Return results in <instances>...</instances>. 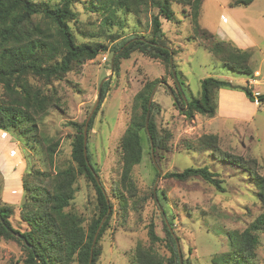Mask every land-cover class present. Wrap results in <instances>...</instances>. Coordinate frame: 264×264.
Segmentation results:
<instances>
[{
  "label": "rangeland",
  "instance_id": "1",
  "mask_svg": "<svg viewBox=\"0 0 264 264\" xmlns=\"http://www.w3.org/2000/svg\"><path fill=\"white\" fill-rule=\"evenodd\" d=\"M86 1L77 0L74 4L79 12V21L73 25V29L77 28L76 39L79 42H99L107 49L75 66L64 79L52 80L51 84L30 78L53 97L54 103L37 119L42 147L37 142L27 145L12 132L0 129L6 134L0 137V153L9 162L4 172L0 169L9 197L5 201L15 203L14 200L19 197L16 190L21 186V168H13V163L16 165L19 157H24L27 162L22 177L30 182L32 179L28 172L33 169L54 174L74 164L71 152L76 129L69 121L82 123L87 119L97 101L99 84L107 77L103 82L108 81L105 95L103 98L99 96L89 119H92V123L86 142L89 160L98 169L112 210V214L109 212L108 226L98 242L101 255L96 264H131L136 243L150 244L147 225L151 221L155 223L154 230L160 237L155 247L165 258L171 256V251L164 222L177 238L176 250L180 252L182 264H264V228L258 231L259 244L253 258L247 261L232 256L229 261L221 258L222 254L228 252L226 232L243 230L262 211L251 178L241 166L223 160V153L255 159V167L261 172L264 160V103L249 100L239 88H222L216 94L217 108L213 117L195 114L192 118H186L182 114L186 108L174 104L167 89L170 88L176 97L170 63L168 68L160 59L145 56L137 50L131 52L128 58H119L117 70H113L114 67L111 69V59L117 55L112 51L113 47L132 35H146L150 29L151 15L157 10L151 8L139 16L118 13L119 23L116 19L112 25L104 28L101 24L103 14L91 11ZM177 1L170 3L175 20L169 22L161 18V27L184 95L188 98L199 96L201 80L206 77L248 86L252 93L264 94V0H252L248 5L236 3V0H199L197 22L199 28L209 36L193 29L192 7ZM82 30L86 34H82ZM218 40L250 51L251 76L234 72L214 58L208 46L211 47ZM147 80H157L153 96L157 104L153 119L163 138L166 133V147L157 150L152 143L151 153V143H145L142 160L132 170L135 194L140 203L134 204L129 193L125 192L128 206L124 210L112 190L120 172L118 146L132 112L134 96ZM2 90L0 85V93ZM227 91L236 92L239 96ZM224 96L226 101L232 97L234 106L230 110L225 104H222L224 107L220 105ZM220 107L228 114L223 113ZM205 134L217 135L218 150L211 151L199 144L198 139ZM48 144L55 146L51 160L46 149ZM12 149L16 155L13 153L11 155L14 156H9ZM189 166H206L217 173L225 191L218 192L214 186L199 178L180 181L166 176L168 172L182 171ZM74 186L75 197L67 210L80 213L86 226L97 211L95 190L79 173ZM157 192L165 193L162 195L164 198L159 195V202L155 197ZM22 202L21 195L10 217L12 226L20 231L28 229L21 219ZM159 203L165 208L168 205L166 215L162 213ZM169 218L173 220L171 225ZM25 256V249L20 243L0 237V264H24Z\"/></svg>",
  "mask_w": 264,
  "mask_h": 264
},
{
  "label": "trees",
  "instance_id": "2",
  "mask_svg": "<svg viewBox=\"0 0 264 264\" xmlns=\"http://www.w3.org/2000/svg\"><path fill=\"white\" fill-rule=\"evenodd\" d=\"M76 1L0 0V85L3 89L0 93V129L12 132L27 145L37 142L42 147L43 140L38 137L37 119L54 103L53 97L35 85L30 78L43 80L46 85L51 84L52 80L64 79L75 66L95 58L100 51L107 49L106 45L99 42L77 41L78 36L75 33L77 28L73 29V25L79 21V12L74 7ZM172 1H86V6L91 11L103 14L101 24L104 28L112 25L113 20L117 19L119 23L118 13H132L139 16L151 8L157 10L151 15L150 29L146 35H132L113 47L112 51L117 52L113 58V70L118 69L119 58H128L131 52L137 50L145 56L160 59L169 68L171 51L164 42L161 18L169 22L175 20V13L170 6ZM251 1L236 0L235 2L248 5ZM177 2L192 7L193 29L201 35L209 36V33L199 28L197 22L196 12L199 0H178ZM80 32L86 34L83 30ZM89 36L94 35L89 34ZM208 49L226 68L247 76L252 75L253 70L249 65L251 53L248 49L238 48L223 40L214 41ZM156 83L157 80L145 81L142 88L135 94L127 127L119 141L120 172L117 184L112 190L124 210L128 206L125 201V192L129 193L128 196L134 204L140 203L135 194L136 185L132 170L142 160L145 143L149 145L151 139L154 149L166 147V133L163 138L153 119V111L157 104L154 100L150 105L147 129L145 126L148 98ZM107 84L108 81L102 84L100 98L104 97ZM175 88L177 98L175 97L174 104H179L182 108L186 107L182 112L186 118H192L195 114L213 117L217 108L216 94L222 88H239L246 93L249 100L256 99L264 103V94H254L248 86L233 85L230 81L214 77L201 80V93L197 97L188 98L184 95L179 81L175 82ZM182 94L187 99V106ZM91 123L92 119L88 122L87 133ZM69 124L76 129L71 152L74 164L54 174L33 169L28 172L31 182L22 177L21 219L28 226V229L24 231L15 229L11 224L10 217L13 214L14 205L1 199L3 179L0 173V237L15 240L24 247L26 252L24 264H89L94 234L101 220L105 218L93 247L91 264H96L101 255L98 242L108 226L109 212L112 214L111 202L99 178L98 169L93 167L89 160L87 145L85 159L83 146L85 121L82 123L69 121ZM4 136H1L0 132V137ZM198 142L211 151L219 148L218 137L215 134L202 135ZM46 149L51 160L55 146L48 144ZM223 160L241 166L248 174L256 188V197L262 208V211L243 230L232 229L226 232L228 252L222 254L223 261L231 260V256L247 261L255 256V250L259 244L258 231L264 228V160L260 167L261 172L255 167L257 165L255 159L232 157L230 154L223 153ZM77 173L86 177L87 181L93 185L96 194L97 211L86 226L80 213L67 210L75 197L74 184ZM166 176L180 181L199 178L214 186L218 192L225 191L217 173L206 166H189L182 171L168 172ZM164 194L157 192L156 200L159 202V195L164 196ZM151 195L154 197L153 192ZM159 204L162 213L166 215L168 205L166 204L165 208L162 203ZM168 222L171 225L173 220L169 218ZM164 227L171 256L165 258L156 249L155 244L156 241H160V237L154 230L155 223L151 221L147 225L150 244L146 246L140 242L136 243L132 251L131 264H165V262L180 264L171 228L166 222Z\"/></svg>",
  "mask_w": 264,
  "mask_h": 264
},
{
  "label": "water",
  "instance_id": "3",
  "mask_svg": "<svg viewBox=\"0 0 264 264\" xmlns=\"http://www.w3.org/2000/svg\"><path fill=\"white\" fill-rule=\"evenodd\" d=\"M118 52H119V51H118ZM113 58H114V56H113L112 59H111V69H112V67H113ZM170 65H171V71H172L173 78H174L175 82L178 83V79H177V76H176V72H175V69H174V67H173L172 56H170ZM106 78H107V77H105V78L100 82V84H99L97 101H96L95 105L93 106V109L91 110L89 116H88L87 119L85 120V124H84V127H83V146H84V155H85V159H86L87 125H88L89 119H90V117H91V115H92V113H93V111H94V109H95V106L97 105V102H98V100H99V96H100L101 87H102V84H103V82H104V80H105ZM177 85H178V84H177ZM156 88H157V85H155V86L153 87V89H152V91H151V93H150V95H149L148 102H147V111H146V117H145V126H146V129H147L148 119H149V114H150V105H151V102L153 101V96H154V93H155V91H156ZM167 89H168V91L171 93V95H172L174 101H176L174 95L172 94V92H171V90H170V88H167ZM182 96H183L184 101H185L186 106H187V99H186V97H185L183 94H182ZM185 108H186V107H185ZM185 108H184V109H185ZM150 143H151V153H152V151H153V146H152V141H151V139H150ZM96 179H98L97 176H96ZM106 199H107V201H108L107 196H106ZM104 220H105V218H103V219L101 220V222H100V224H99V226H98V228H97V230H96V232H95V234H94V237H93V240H92V244H91V248H90L89 264H91L93 247H94V245H95V242H96V239H97V236H98L99 230H100V228H101V226H102ZM173 237H174V239H175L176 245L178 246V241H177V238H176V236H175L174 234H173ZM178 253H179V261H180V264H182V263H181V260H180V252L178 251Z\"/></svg>",
  "mask_w": 264,
  "mask_h": 264
},
{
  "label": "crops",
  "instance_id": "4",
  "mask_svg": "<svg viewBox=\"0 0 264 264\" xmlns=\"http://www.w3.org/2000/svg\"><path fill=\"white\" fill-rule=\"evenodd\" d=\"M234 41H235L236 43H238V41H237L236 39H234ZM227 92H228V91H227ZM228 93H229V94H233V95H235V96H239L236 92H228ZM222 96H223V95H222ZM221 98H222V97H221ZM224 98H225V96L223 97V100L220 101V105L223 106L222 104H225L224 106H225V107H228V109L230 110V109L234 106V104H233V100H232V97H229L230 100H228V101H226ZM224 106H223V107H224ZM220 109H221V111H222L223 113H226V112H227L226 114H228V111L224 112V109H223L222 107H220ZM230 115H231V114H230ZM12 151H14V150L12 149V150L9 151V156H14V155H16L15 151H14V155H11V152H12ZM16 163H17L16 165H14L15 163H13V168H14V166H17V167H15V168H17V169H20V168H21V171H20L19 177H21V179H22V176H23V174H24V171H25V169L27 168V162H26V160H25L24 157H23V158L19 157V160H18ZM6 165H9V162H7V161L5 160V158H3V157L1 156V153H0V169H1L3 172L5 171V167H6ZM5 177H6V176H5ZM3 181H4V180H3ZM16 193L19 194V197H18L17 199L14 200L15 203L19 200V198L21 197V195H22V193H23L22 181H21V186H19V187L17 188ZM7 194H8V193H7V185L4 184V182H3V186H2V190H1V199L5 201V199L9 198V197L7 196ZM12 200H13V199H12ZM5 202H7V201H5ZM8 203H9V202H8ZM15 203H11V204L15 205Z\"/></svg>",
  "mask_w": 264,
  "mask_h": 264
},
{
  "label": "built area",
  "instance_id": "5",
  "mask_svg": "<svg viewBox=\"0 0 264 264\" xmlns=\"http://www.w3.org/2000/svg\"><path fill=\"white\" fill-rule=\"evenodd\" d=\"M4 135H5V133L1 132V136H4ZM13 153H14V151L11 152V154H13Z\"/></svg>",
  "mask_w": 264,
  "mask_h": 264
}]
</instances>
